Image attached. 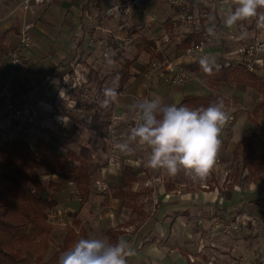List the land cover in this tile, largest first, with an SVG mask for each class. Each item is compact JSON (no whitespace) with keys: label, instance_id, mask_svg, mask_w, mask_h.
I'll return each mask as SVG.
<instances>
[{"label":"crops","instance_id":"1","mask_svg":"<svg viewBox=\"0 0 264 264\" xmlns=\"http://www.w3.org/2000/svg\"><path fill=\"white\" fill-rule=\"evenodd\" d=\"M213 1L210 5L214 6V11L234 10L233 0ZM20 2L21 0H0V89L8 85L11 93L27 104L28 111L24 122L16 124L0 109V145L12 139H24L35 146L37 140L48 141L49 135L55 134L61 138L60 142H49L52 150L58 153L80 151L84 145L88 147L86 143L73 147L78 144L76 140L79 138L63 135L54 123L53 110L57 107L66 109L68 104H74L77 91L84 90L86 94L83 97L89 98L90 87L87 88V85L76 92L73 89L75 87L71 79L74 73L67 78L62 75L68 70L74 69L77 72L80 64L88 69V76L91 69L98 71L97 65L94 66L96 49L89 45L88 38L96 35V38L101 39L105 29L120 34L140 31L149 43L146 40L142 43L141 40L136 43L135 50L139 43L150 47L153 45L152 41H158L164 52L192 75L189 83L183 87H170L164 81L163 75L146 78V68L142 72L145 80L135 78L132 82V75L125 89L118 95L117 102L112 105V118L115 117L116 121L112 125L114 140H111L110 145L113 148L110 147L109 157L113 156V163L107 161L99 164L102 165L99 170L107 172H104L106 184L113 189L107 193L111 198L110 205H89L81 197L74 198L70 194L76 192L79 195V191L75 186L67 184L61 173L48 175L51 181L60 185L59 189L53 188L47 193L50 198L58 201L56 210L61 215L53 225L50 239L61 234L62 245L67 225L73 223L77 229L78 226L74 223L76 219L79 227L85 230L86 236L95 235L111 241L127 239L135 249V255L127 258V264H264V167L260 166L257 170L255 166L248 167L247 160L241 155H235L238 144L245 136H255L253 158L258 160L264 155V112H255L261 96L247 86L209 83L198 62L183 56L184 49L181 45L185 39L202 34L204 42H207L210 41L211 34L205 28L199 31L193 25L194 22L190 21L178 20L179 27H173L172 21L178 13L159 1H148L145 13L122 17L120 20H107L103 16L109 7L121 0H74L72 4L52 0L41 7H33L26 14L17 12ZM207 5L209 4L198 5L203 10L199 17L206 18L211 12ZM27 22L34 25L31 32L32 52L13 82L8 83L11 71L8 55L17 45L20 29ZM239 24L240 22L237 23V29L246 31V37L251 36L250 27H240ZM147 30L151 35H148ZM258 30L254 31L257 33ZM237 32L240 34L241 31ZM222 35L223 40L228 36L225 33ZM206 48L208 56L214 57L218 66L222 62L233 61L227 59L225 53L228 51L224 43H206ZM80 52L83 55L82 62L76 63ZM113 54V60L117 62L116 52ZM143 54L147 56L148 63L149 54ZM90 60L91 63L88 64ZM255 73L264 76V60L257 63ZM147 80L150 81L146 83ZM88 81L90 82V78ZM216 93L229 100V108L233 111L235 120L219 137L220 164L213 168L204 183H192L182 171L175 176H169L162 170L155 171L147 167L144 165L147 149L141 145H133L135 150L132 154L121 153L115 148L116 143L127 138L124 134L128 126L125 127L131 123L129 104L133 99L159 98L164 103L178 104L188 96L201 97ZM62 115L69 117L73 125L79 126L74 118L84 114L74 107L72 110L63 111ZM84 116L86 120L89 118ZM90 129L97 132L91 126ZM106 145L108 143L103 145L104 149L108 150ZM124 165L129 166L138 178L133 184L134 191L137 188L142 189L140 184L147 180L154 181L159 176L163 177V183H155L154 188L145 187L138 191L143 193L141 201L146 198L144 193L152 195L153 192L154 196L155 204L144 220L142 215L132 214L131 210L123 208L122 200L113 196L114 189L123 186ZM73 167L74 161L69 160L68 168ZM93 181L92 175V190L88 197L93 194ZM112 202L118 205H111ZM236 214H247L253 221L231 236L220 234L216 223L219 220L228 221ZM97 227L101 229L97 231ZM259 232L261 238L258 237Z\"/></svg>","mask_w":264,"mask_h":264},{"label":"trees","instance_id":"2","mask_svg":"<svg viewBox=\"0 0 264 264\" xmlns=\"http://www.w3.org/2000/svg\"><path fill=\"white\" fill-rule=\"evenodd\" d=\"M258 13H264V9L258 10ZM259 30L264 33V29L259 28ZM200 44L206 45L202 34L188 37L181 47L185 50L192 45ZM110 47L114 53L116 52L117 58L126 52L117 49L118 43L113 38L110 39ZM143 53L149 54L150 60L161 58L151 51L149 45H137L133 58L126 59L121 68L115 72L117 78L115 89L118 95L129 83L132 77L131 68L139 61ZM82 56L80 52L76 63L82 62ZM73 73L74 69L68 70V72H63L62 76L67 78ZM95 73L96 70L91 69L89 76L93 77ZM204 75L212 84L252 88L261 96L255 112H264V76L249 72L242 65L234 67L223 62L218 69L214 68L211 73L204 72ZM73 89L75 92L78 90L77 87ZM84 94H86L84 90L77 91L73 105L80 109L82 114L89 115L92 122L90 125L94 130H97L101 124L98 102L91 100V95L88 96L89 98H84ZM221 99L225 106L224 109L229 108V100L218 93L201 97L188 96L177 105H187L193 109L206 108ZM112 105L113 103L110 104V108ZM49 140L59 143L61 138L51 134ZM49 140L39 139L33 146L27 140L12 139L0 145V264H56L62 251L75 240L86 236L85 230L79 227V221L74 219V223L78 226L77 229L74 228L73 223L67 225L66 236L59 252L45 261L50 250V237L53 232V225L49 221L48 213L51 210H56L58 206V201L50 198L47 192L53 188L59 189L60 185L51 180L45 185L41 178L45 174L61 173L63 180L74 184L82 198L91 192L93 174L88 162L91 151L87 146H82L79 153L68 151L61 154L52 150ZM254 143L255 136H245L238 144L235 155L237 157L241 155L247 160L248 167L255 166L257 170L260 166L264 167V155L258 160L253 158ZM69 160L76 163L72 169L68 168ZM122 175L123 186L116 187L113 196L121 199L122 207L131 210L132 214H141L143 207L139 200L143 193L133 190V184L137 182L138 178L126 165L122 166Z\"/></svg>","mask_w":264,"mask_h":264},{"label":"clouds","instance_id":"3","mask_svg":"<svg viewBox=\"0 0 264 264\" xmlns=\"http://www.w3.org/2000/svg\"><path fill=\"white\" fill-rule=\"evenodd\" d=\"M234 10L224 18V24L233 28L238 22L256 18L257 27L264 29V0H233ZM209 33L213 29L209 28ZM247 36L241 31L239 39ZM201 69L211 73L218 69L215 58L202 56ZM101 107L117 102L118 92L108 87L103 90ZM223 100L206 108L193 109L187 105L164 103L159 98L139 97L129 104L136 117L129 135L115 148L124 154L134 152L133 145L147 149L146 166L162 170L169 176L181 171L194 184L204 183L213 170L221 145L220 134L228 120ZM135 249L127 239L111 241L100 236H84L75 240L59 254L57 264H127Z\"/></svg>","mask_w":264,"mask_h":264},{"label":"built area","instance_id":"4","mask_svg":"<svg viewBox=\"0 0 264 264\" xmlns=\"http://www.w3.org/2000/svg\"><path fill=\"white\" fill-rule=\"evenodd\" d=\"M52 0H21L17 7V12L21 14H26L32 10L33 7H41ZM63 2H73L74 0H61ZM151 0H121L120 3L114 4L109 7L103 18L107 20H120L122 17H128L133 14H143L146 11V3ZM159 1L161 4L169 6L170 8L176 10L177 17L172 21L173 27L177 26V21H190L193 20V15L191 14L192 2L194 0H153ZM256 19V18H254ZM127 26V25H126ZM34 28L32 23H24L19 32V40L17 45L10 51L8 58L12 73L19 71L24 61L28 58L33 48V40L31 32ZM130 28V26H127ZM148 34L151 35V32L148 31ZM106 34L105 37L101 39L96 38L91 41L98 42L105 48L107 54L110 53V39H115L118 43V50H129L133 49L137 42H140L144 36L139 32H126L118 33L111 30H104ZM150 49L155 54L159 55L161 58L149 59L147 64V69L144 73V76L150 79L153 76L163 75L164 81L170 87H183L186 86L192 78L191 73L181 65H178L173 61L162 49L161 44L158 41H154L153 45L150 46ZM235 59L229 61L226 64L244 66L249 72H256L257 63L264 60V37L257 34L250 42H242L238 45L235 53ZM208 56L207 48L205 44L192 45L188 49L183 51V56L188 58L195 59L199 64V59L202 56ZM200 66V65H199ZM84 75V74H83ZM74 77H72L73 86L78 89H82L86 85V78L84 76H79L77 72H74ZM69 80V79H68ZM67 83V81H66ZM69 83V82H68ZM0 106L4 114L7 117L15 122L22 123L26 118L28 111L27 104L19 101L10 91L8 85L0 89ZM74 108L73 104H68L67 108L57 107L53 110V120L57 125L59 130L65 136L77 137L80 136L81 131L78 125H73L69 117L63 116V111L72 110ZM228 115V120L222 128L221 134L224 133L234 122L235 115L230 108L224 109ZM116 119L115 117H113ZM136 117L132 114L131 123H128V128L125 131V136L129 135L130 129L134 126ZM220 134V136H221ZM111 163L113 160L111 158ZM220 164V159L217 155L216 164L214 167ZM155 183H163V177H157L153 182L148 181L146 187L154 188ZM154 184V185H153ZM98 188L105 192H110V187L107 184L99 183ZM208 188V186H207ZM152 195H147L151 198V202L154 200L153 192ZM147 200V197H146ZM49 221L52 225H55L58 222L61 215L57 213V210H51L48 213ZM58 219V220H57ZM253 221V219L247 214H236L233 218L228 221L219 220L216 223V229L220 234L224 236H231L237 232L242 231L246 225ZM76 228V227H74ZM194 262V260H191Z\"/></svg>","mask_w":264,"mask_h":264},{"label":"rangeland","instance_id":"5","mask_svg":"<svg viewBox=\"0 0 264 264\" xmlns=\"http://www.w3.org/2000/svg\"><path fill=\"white\" fill-rule=\"evenodd\" d=\"M17 2H18V0H17ZM213 2H214L213 0H194L192 2V10H191V14L193 15V20H190V22H194L193 25L199 31L201 30V28H203V29L205 28L204 30H206V32L208 33L209 28H212L214 31H213V33H211V35L209 37L210 41H207L206 43L207 44L212 43L214 45H218L219 43H224L226 45V49L228 51V53H225L228 56L227 59L228 60L229 59L234 60L235 55H236L235 54L236 49H237L238 45H240V43H242V42H250L253 39V34L256 33L254 30L259 29V28L257 27L256 20L254 18L246 20V21H241L239 24L240 27H245V28L250 27L249 34L251 36L246 37L244 39H239L238 37L240 36V34L237 31H242V30H238L241 28L237 29V25L234 26L233 28L226 27L224 24V18L228 14L229 11H225L224 9H223V12L214 11V6L210 5ZM70 3L72 4L73 2H70ZM205 3L209 4V5H207V7L211 8V12L209 14H207L206 18H202L199 16L201 14H203V10L200 9L198 7V5L205 4ZM162 4L164 5V3H162ZM204 14H206V13H204ZM239 25H238V27H239ZM176 27H179V25L177 24ZM222 28H225V29H222ZM136 32L141 33L140 31H136ZM224 33L227 34L228 36L226 37V39L223 40L222 34H224ZM258 33L262 34L261 31H259V30L256 33V35ZM95 36L96 35L91 36L88 39H89V45L93 46L96 49V51H95L96 52V57H95L96 60L94 61L95 62L94 66L97 65L98 71L95 73V75H93V77L88 76L87 75L88 69L84 65L80 64L79 66H77L78 67L77 73L79 76H84L86 78V81H87L86 85L88 86L87 88L90 87V89H89L90 91H89L88 95L92 96L91 100H94V101L98 100L99 101L97 103V106H98L99 113L101 115V122H100L101 124H100L99 128H97V130H96L97 132H93L92 129H90V126H91L90 124H92L90 117L86 120L84 115L76 116V118H74V120L76 121V123H79V129L81 131V134L79 137L77 136V138H79V140H76V142L78 144H75L73 147H76V145L80 146L82 143H86V144H88V148L91 151L90 158H89L88 162H89V165L91 166L92 173H93L92 175L94 177L93 194L90 195L89 197L88 196H86V197L82 196L81 199H83V201H85V202H89V205L92 204V205L104 207V206L110 205L111 198L109 197V195L107 193L101 191L98 188L99 183H104V184L107 183L105 181V178H104V176H105L104 172L105 171L102 172L101 170H99V164H105V163H107V161H110L111 158L113 157V156L109 157V155H110V147H111V149L113 148L112 145H110L112 143L111 140H114V138H112L113 137L112 136L113 135V130H112L113 126L112 125L114 124V122L116 120L114 118H112L113 114H112V108H110V105L107 108L101 107V101L104 99V96H101V94H103V90L105 88H108V87L115 88V86L117 85V78L115 76V72L121 68L122 64L124 63V61L126 59H132L133 58V56L135 55V49L133 48V49L125 50L126 52L124 53V55L120 56V58H118V61L116 62L115 60H113V57H115V55L113 54V50L111 48H110V53L107 54L105 51V48L98 42V40H96L94 42L91 41L92 39H95ZM105 36H106V34L104 33V37ZM261 36L264 37L263 34ZM144 38L141 39L142 43L145 40L148 42V40L146 38L145 39ZM152 42L154 43V41H152ZM142 43H139L138 45H140ZM30 55H31V53H30ZM30 55L28 57H30ZM146 57L147 56L145 54H143L141 56V58L139 59V61L136 62V64H134L133 67L131 68V73L133 75V79H131L132 82L135 78L136 79L141 78L140 81L145 80L142 77V72L145 68L147 69L148 63H147ZM25 63H26V60L24 61L23 65ZM90 63H91V60L88 62V64H90ZM19 71H16L15 73H12V70L10 71L8 83L13 82L14 78L16 77V75L18 74ZM97 74H99V75L97 76ZM96 77H98V78H96ZM89 78H91L90 82L88 81ZM33 79H35V78H33ZM148 81H150V80H147L146 83H148ZM152 83H153V80H152ZM156 85L157 84H155V86ZM88 121H90V123ZM88 125H89V128H88ZM127 125L125 128H127ZM106 143H108V145H106L108 150L104 149V146H103ZM96 147H98V148L96 149ZM75 151L78 153L79 150H75ZM108 163H110V162H108ZM74 164H76V163L74 162ZM144 165H146V164L144 163ZM155 171H157V170H155ZM105 173H107V172H105ZM41 179L44 183H46V185L48 184V182H50V177H48V174H45ZM151 182H153V181H151ZM66 183L69 184L70 186H72V185L74 186V184H72L70 181H67ZM146 183H148V180L146 181ZM146 183L140 184L142 189H145ZM147 188H149V187H147ZM111 189L112 188H110V191H111ZM137 189L138 190H136V191L142 190L139 188H137ZM90 190H92V188H90ZM112 191H113V189H112ZM70 195L74 196V198H77V199L79 197H81L80 194L78 195V194H76V192H74V194L71 193ZM144 196L147 197V200H146V198L145 199L142 198V201H141V199L139 200V203L143 207V212L141 214H139V216L142 215L143 220L149 215L150 208L153 207L155 204L154 200H153V202H151V198H149L147 195H145V193H144ZM113 204L118 205L116 202L111 203V205H113ZM145 205H146V208H144ZM140 221H142V220H140ZM99 229H101V228L97 227V231ZM97 233L101 235L100 232H97ZM258 237L259 238L262 237L260 232L258 234ZM61 239H62L61 234H57V235L53 236V238H51L50 250H49L48 256L46 257L45 261H48L54 254L59 252V248L61 246Z\"/></svg>","mask_w":264,"mask_h":264}]
</instances>
